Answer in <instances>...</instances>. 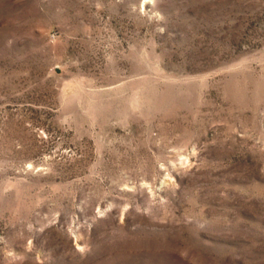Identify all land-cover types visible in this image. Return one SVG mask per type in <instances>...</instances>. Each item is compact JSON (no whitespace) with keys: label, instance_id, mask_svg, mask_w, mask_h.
Wrapping results in <instances>:
<instances>
[{"label":"rangeland","instance_id":"rangeland-1","mask_svg":"<svg viewBox=\"0 0 264 264\" xmlns=\"http://www.w3.org/2000/svg\"><path fill=\"white\" fill-rule=\"evenodd\" d=\"M0 264H264V0H0Z\"/></svg>","mask_w":264,"mask_h":264}]
</instances>
